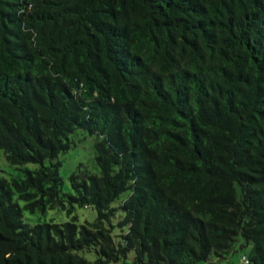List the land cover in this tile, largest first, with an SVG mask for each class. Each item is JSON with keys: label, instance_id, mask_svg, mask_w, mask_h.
Masks as SVG:
<instances>
[{"label": "trees", "instance_id": "obj_1", "mask_svg": "<svg viewBox=\"0 0 264 264\" xmlns=\"http://www.w3.org/2000/svg\"><path fill=\"white\" fill-rule=\"evenodd\" d=\"M0 152V264H264V0H0Z\"/></svg>", "mask_w": 264, "mask_h": 264}, {"label": "rangeland", "instance_id": "obj_2", "mask_svg": "<svg viewBox=\"0 0 264 264\" xmlns=\"http://www.w3.org/2000/svg\"><path fill=\"white\" fill-rule=\"evenodd\" d=\"M71 140L74 143L72 148L63 156L60 157L61 167L59 169V175L63 180L62 191L64 193H70V185L68 182L69 175L76 170L77 166L81 165L92 173L97 172V168L94 162L93 152V137L87 135L84 132L77 131L71 136ZM33 168L34 166H27ZM0 170L1 175L8 178L9 174L20 173L19 170H14L8 166L5 162L2 152H0ZM22 207L23 203H19ZM77 218V223H83L84 221L92 222L95 220L96 213L87 208L77 207L73 213ZM24 219L30 224H35L41 221H53L55 223H62L69 220L64 212L58 210H46L44 213L30 214L26 211L23 212ZM119 230L114 229V235H117ZM242 239L238 237L234 244V251L226 258L221 260H214L213 263H201V264H239L243 256H247L248 248L240 249ZM89 257V256H88Z\"/></svg>", "mask_w": 264, "mask_h": 264}, {"label": "built area", "instance_id": "obj_3", "mask_svg": "<svg viewBox=\"0 0 264 264\" xmlns=\"http://www.w3.org/2000/svg\"><path fill=\"white\" fill-rule=\"evenodd\" d=\"M239 264H249V261L245 256H243Z\"/></svg>", "mask_w": 264, "mask_h": 264}]
</instances>
